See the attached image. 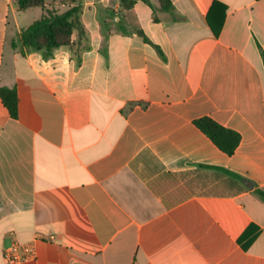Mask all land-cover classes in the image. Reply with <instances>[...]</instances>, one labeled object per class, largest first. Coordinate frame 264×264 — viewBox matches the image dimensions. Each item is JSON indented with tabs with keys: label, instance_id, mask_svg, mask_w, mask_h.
<instances>
[{
	"label": "crops",
	"instance_id": "crops-1",
	"mask_svg": "<svg viewBox=\"0 0 264 264\" xmlns=\"http://www.w3.org/2000/svg\"><path fill=\"white\" fill-rule=\"evenodd\" d=\"M147 1L81 0L84 34L45 59L13 42L73 4L0 0V264L37 236L20 264H264V0Z\"/></svg>",
	"mask_w": 264,
	"mask_h": 264
},
{
	"label": "trees",
	"instance_id": "trees-1",
	"mask_svg": "<svg viewBox=\"0 0 264 264\" xmlns=\"http://www.w3.org/2000/svg\"><path fill=\"white\" fill-rule=\"evenodd\" d=\"M20 11H27L36 7H44L46 0H15ZM56 1V0H53ZM62 4H73L67 11L59 13L54 10L47 9L43 17L29 27L22 30L18 42H13L14 47H21L22 52L37 51L41 52L45 59L53 56L55 49L62 46L74 45V33L78 31L80 35L84 34L80 16L82 14L81 0H57ZM126 9H131L137 0H122ZM148 3L147 0H144ZM163 10L172 8L171 0H159ZM149 4V3H148ZM150 5V4H149ZM218 35L220 27L215 29ZM0 98L3 105L8 110L12 118L18 117L19 98L16 88H6L0 86ZM195 125L204 132L212 142L224 153L232 156L241 143V135L231 129H228L210 117H202L195 121ZM226 171L234 181L239 184L240 190L253 189L255 184L253 181L244 178L241 175L229 172L223 168H215ZM242 185L246 187H242ZM255 193L264 201V192L256 189ZM249 230L240 238V242L246 238ZM254 241V237L248 240L244 248Z\"/></svg>",
	"mask_w": 264,
	"mask_h": 264
},
{
	"label": "built area",
	"instance_id": "built-area-1",
	"mask_svg": "<svg viewBox=\"0 0 264 264\" xmlns=\"http://www.w3.org/2000/svg\"><path fill=\"white\" fill-rule=\"evenodd\" d=\"M42 238L37 236L33 241L21 243L19 241L12 242L4 251V258L7 264H20L36 258L35 243L41 241ZM55 237L51 236L48 241H54Z\"/></svg>",
	"mask_w": 264,
	"mask_h": 264
},
{
	"label": "rangeland",
	"instance_id": "rangeland-1",
	"mask_svg": "<svg viewBox=\"0 0 264 264\" xmlns=\"http://www.w3.org/2000/svg\"><path fill=\"white\" fill-rule=\"evenodd\" d=\"M39 11H41V9H36L35 12H39ZM242 187H246V186L242 185ZM245 189H246V188H245Z\"/></svg>",
	"mask_w": 264,
	"mask_h": 264
}]
</instances>
